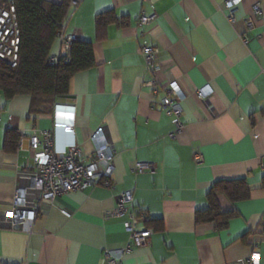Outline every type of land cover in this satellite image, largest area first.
<instances>
[{
    "label": "crops",
    "instance_id": "1",
    "mask_svg": "<svg viewBox=\"0 0 264 264\" xmlns=\"http://www.w3.org/2000/svg\"><path fill=\"white\" fill-rule=\"evenodd\" d=\"M105 13L119 21L99 32ZM141 14L156 18L140 26ZM229 14L226 0H82L74 12L70 5L66 32L92 45L94 66L76 73L69 94L45 112L31 109L29 95L0 94V210L22 186L19 172L32 167L30 137L55 123L74 127L54 130L55 151L77 145L87 162L91 136L104 127L116 150L114 177L109 186L59 196L29 230L1 226V264H100L105 250L128 244L125 264H244L257 251L264 264V0H242L234 23ZM145 44L158 49L154 74L139 51ZM173 82L184 127L170 139L175 118L162 103ZM205 87L207 102L197 98ZM9 130L20 135L14 149L5 146ZM137 163L156 170L136 171ZM240 179L247 199L216 197L223 212H235L227 228L198 225L213 184ZM126 191L133 192L131 210L148 215V246L130 239L126 217L111 216Z\"/></svg>",
    "mask_w": 264,
    "mask_h": 264
},
{
    "label": "built area",
    "instance_id": "2",
    "mask_svg": "<svg viewBox=\"0 0 264 264\" xmlns=\"http://www.w3.org/2000/svg\"><path fill=\"white\" fill-rule=\"evenodd\" d=\"M242 0H226L229 10V21H236L237 7ZM82 0H72L71 8L74 12ZM260 5L254 6V15H260ZM156 16L141 14L139 25L146 26L155 20ZM68 21V20H67ZM64 22L58 34V50L52 53L48 63L58 65L67 54L72 43L79 40L77 33L67 34V23ZM20 31L17 23L14 0H0V58L7 60L13 66L16 65L17 52L20 44ZM144 57L149 73L154 74L159 69L158 49L153 45H143L139 49ZM155 86V81L149 83ZM211 96V89L205 87L197 91V98L207 102ZM182 93L176 83L170 84L169 94L163 100L162 106L168 113L174 116L175 132L169 135L175 139L176 133L184 127L180 117L183 112ZM61 129L65 133H73L74 127L68 124L55 123L52 130L34 131L30 137V150L32 152V167L20 171L18 176L22 182L7 210H0V227H9L13 230H29L36 219L42 213L46 205L53 204L56 199L64 194L82 191L99 184L109 186L115 173L116 150L114 144L107 138L105 128L100 126L91 136L93 155L90 161L85 160L83 150L77 146H69L63 152L54 149V130ZM200 163L202 158L196 156ZM148 169L154 172L156 167L149 165L145 168L137 163L136 171ZM117 207L111 213L113 217H126L125 229L130 234V239L135 245L143 247L149 245V238L153 229L143 225L148 217L143 212L131 210L133 205V192L126 191L116 198ZM264 234V233H263ZM132 251V245L107 249L104 251L100 264H125L126 256ZM260 253L254 252L244 264H260Z\"/></svg>",
    "mask_w": 264,
    "mask_h": 264
},
{
    "label": "trees",
    "instance_id": "3",
    "mask_svg": "<svg viewBox=\"0 0 264 264\" xmlns=\"http://www.w3.org/2000/svg\"><path fill=\"white\" fill-rule=\"evenodd\" d=\"M71 1L55 4L47 0H14L20 44L15 66L0 58V94L6 100L29 95L32 98L31 109L39 108L41 112H45L44 107L49 101L69 94L70 82L76 73L94 66L92 45L81 40L72 43L67 57L58 65L52 66L48 63L58 34L68 16ZM118 21L112 13L101 14L97 19L98 31L101 32ZM19 139L17 131L9 130L5 139L6 148L14 149ZM219 194L225 195L232 203L249 197L244 179L216 181L208 194L210 208L196 214L198 225L214 223L218 230L227 228L235 212H223L220 209L216 199ZM149 222L148 218L146 225ZM147 227L152 228L150 225Z\"/></svg>",
    "mask_w": 264,
    "mask_h": 264
},
{
    "label": "water",
    "instance_id": "4",
    "mask_svg": "<svg viewBox=\"0 0 264 264\" xmlns=\"http://www.w3.org/2000/svg\"><path fill=\"white\" fill-rule=\"evenodd\" d=\"M67 98H74V97L68 96Z\"/></svg>",
    "mask_w": 264,
    "mask_h": 264
}]
</instances>
